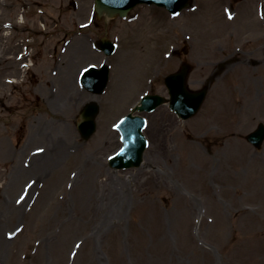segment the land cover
<instances>
[{"label":"rangeland","instance_id":"rangeland-1","mask_svg":"<svg viewBox=\"0 0 264 264\" xmlns=\"http://www.w3.org/2000/svg\"><path fill=\"white\" fill-rule=\"evenodd\" d=\"M76 1L0 0V27L27 26L4 41L0 33V234L15 240L0 264H264V142L256 149L244 138L264 122V30L251 16V26L242 24L248 10L230 22L210 0L199 17L186 10L168 20L151 10L152 19L145 13L133 21V9L125 19L95 16L79 30L91 0ZM201 16L212 27L198 37ZM254 32L259 41H243ZM25 36H35V67L23 80L12 61ZM103 37L118 43L107 60L90 45ZM65 38L70 45L82 38L90 52L69 65ZM51 49L56 56L47 61L42 55ZM104 60L109 82L97 95L96 131L83 140L75 121L91 93L75 83L70 102L56 104L55 73L63 67L74 79ZM184 61L193 67L189 87L214 76L199 111L183 121L165 104L144 113L141 164L109 167L106 158L120 145L113 123L144 93L167 96L163 78ZM48 156L55 162L36 169Z\"/></svg>","mask_w":264,"mask_h":264},{"label":"water","instance_id":"water-1","mask_svg":"<svg viewBox=\"0 0 264 264\" xmlns=\"http://www.w3.org/2000/svg\"><path fill=\"white\" fill-rule=\"evenodd\" d=\"M101 0H98V14L105 12L106 14L112 16L116 12H120L121 14L126 13L125 10H116L111 8L110 6L106 5L105 3L103 4L100 3ZM105 1V0H104ZM182 3L183 0H180ZM190 67L188 65L182 66V68L175 74H173L169 79L171 80L170 85V93H171V106L174 107L177 112L183 116L187 117L191 114H193L197 107L199 106L200 102L202 101L207 86H205L202 90H199L198 92H195L198 94V98L194 102H191L188 104L189 99H184L182 100L180 97L181 96H191L193 92H190L186 87H185V80L186 76L188 74ZM182 82V85L179 82ZM97 91H100V87L95 89ZM194 93V94H195ZM197 97V96H196ZM151 99H157L162 102L163 98L162 97H151ZM173 101L178 105V108L181 110L179 111L174 105ZM155 102V101H152ZM150 99L145 100V107L147 108H152V104ZM98 110V107L95 105V103H89L85 106L84 111L82 113L81 119L78 123V127L81 131V134L84 138H88L90 134L94 130V121L93 118ZM129 122L123 126L124 130V136L127 139L125 141V145L123 150L117 155V162L119 165H136L140 162L141 160V154H142V148L144 146V139L142 135L140 134V124H137L136 120L133 119L132 117L128 118ZM264 137V128L262 124H260L259 128L252 132L251 134L247 135V139L255 144L256 146H260L261 141Z\"/></svg>","mask_w":264,"mask_h":264},{"label":"bare ground","instance_id":"bare-ground-1","mask_svg":"<svg viewBox=\"0 0 264 264\" xmlns=\"http://www.w3.org/2000/svg\"><path fill=\"white\" fill-rule=\"evenodd\" d=\"M70 44H71V42L69 43L70 51L67 54V61H68L69 65L73 61H75L78 56L84 55L85 53L88 54V52H90V50H88L87 47L84 45V40L82 38H78L76 41H74L72 43V45H70ZM67 70H64L63 67H61L60 72L56 75V80L58 83V90H57V97H56L57 103L56 104H58V105H60L61 102L67 103L66 101L63 100V98H66L68 100V98H69V96L67 95L68 92L77 88L75 86V80L73 79V75L70 74V72H68ZM84 98L97 99V97H94L93 95H88V96L85 95ZM62 155H63L62 152L57 153L55 155V161L56 160L58 161L60 158H62ZM55 161L53 160V158L51 156H48L45 159L42 158V163L36 165L35 168L38 169L40 167V165H43V166H44V164L48 165L49 163L55 162ZM22 172H23V170H22ZM19 174H20L19 171H17V174L15 173L16 176H18ZM23 201H22V203H23ZM20 206H21V204H20ZM114 213H115V210L112 209L106 218L109 219L110 215L113 218ZM2 226H3V223H1V221H0V228H2ZM14 241H15L14 239H12V240H8L6 238L2 239L1 234H0V253H2L3 256H4V253L7 251V249L10 248L12 246V244L15 243Z\"/></svg>","mask_w":264,"mask_h":264}]
</instances>
